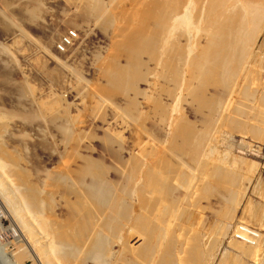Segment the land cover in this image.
Wrapping results in <instances>:
<instances>
[{"label": "rangeland", "instance_id": "obj_1", "mask_svg": "<svg viewBox=\"0 0 264 264\" xmlns=\"http://www.w3.org/2000/svg\"><path fill=\"white\" fill-rule=\"evenodd\" d=\"M102 1L104 14H98L97 17L93 12L89 13L90 9H86L88 0H0V151L4 150L0 152V159L7 165L10 162L16 166L13 169L10 167L11 172L15 170L13 175H24L19 181L21 186L39 187V199L44 206L43 219L51 228V234L55 233L59 225L61 228L66 226L65 229L68 227L67 231L73 229L72 226L79 223L78 219L81 223L86 209H92V217L88 222L93 227L91 229L98 230L95 234L100 232V238L103 237L104 260L101 264H257L255 262L258 259L259 264H264L260 258L251 259L233 245L238 237L237 241L251 244L241 236L244 228L264 237V16L262 24L253 27L252 35L257 33L250 38L248 51L239 62L240 65H235L237 68L230 75V82L215 91L212 88L205 94L207 99L216 95L218 101L216 107L213 105L215 109L205 105L209 107L207 109L187 92L190 81H193L189 80L192 78L191 73H194L192 61L198 55L197 52H204L202 49L214 32L212 21L219 18L224 8L230 7L229 0H177L179 5L186 7L180 8L182 11L172 7L173 4L177 6L176 0ZM214 2L226 3L227 7L223 4L225 7L220 8L219 12H212L218 9L212 7ZM234 2L264 8V0ZM167 5L171 11L183 12L184 16L179 20L180 26L177 23L176 30L171 31V41L167 40L170 35L166 34L168 37L165 36V40L168 42L160 47L161 55L157 61L148 51L142 49V53L139 47L145 45L143 37L146 39L154 32L155 21L158 23L161 20L163 13L160 12ZM142 41L144 45L139 46ZM172 46L185 49L182 50L185 52L184 61L179 64L180 73L184 74L179 76L184 79L178 77L180 84L177 85L173 72L165 70L163 65L166 60L164 55L169 56L164 52L169 54ZM137 47L140 53L135 49ZM132 49L138 51V57L137 52H134L141 65L140 76L134 84L137 90L115 89L116 86L109 84L110 70L133 65L136 58L131 54ZM172 80L175 84L171 83ZM185 123L187 126V123H191L193 129L207 133L203 134L208 149L205 147L203 150L202 163H195L190 154L180 153L174 144L172 146V137L177 134L179 125L182 127ZM89 157L104 165L103 171L106 168V179L101 181L104 180L105 184L117 183L116 188L112 183L109 187L120 189L123 195L119 191L116 195L113 188L114 194L110 188L107 191V186L105 189L99 188L112 193L113 197L110 194L112 198L108 197L114 198L116 202L121 197L118 203L125 206L119 207L116 203L117 208L111 207L113 210H109L115 212L119 216L117 218L114 215V219L109 218L110 212L104 209L108 207L106 204L103 206V202L97 201L99 204L92 205L90 200L94 203L95 198L86 196V193L90 195L94 191L92 187L95 179L93 181L92 177L83 176L79 171L83 172L81 166L85 158ZM205 159V162L209 160V166L205 165ZM170 161L172 163L168 164L181 168L175 167L181 171L170 173L171 176L173 173L177 175L174 176V183L171 182V186H174L170 198L167 197L155 213L153 210L148 213L142 211V199L152 202L153 197L159 198L158 193L152 194L151 187L157 186L153 183L157 184L156 181L162 178L157 177L160 171L164 174L163 178L166 177L160 165ZM218 169H221L219 173L224 177L216 172ZM153 173L158 174L156 176ZM229 174L238 182H230L233 177H228ZM171 176L170 181L173 179ZM222 178L225 181L222 182ZM123 185L126 195L121 191L125 190ZM90 187L92 189L87 190ZM114 195L119 196V199ZM83 198L90 199L91 207H88V200L85 202ZM81 205L85 206V210ZM144 213L151 217L156 229L159 226L157 234L153 232L157 237L151 233L152 237L146 235V239L142 229L137 228L139 225L136 220L146 216ZM231 213L232 220L228 218ZM4 219L0 221V246L14 261H20L19 264H34L29 255L24 259L25 254L19 253L20 247L15 240L17 235L10 229L14 223L9 218ZM140 229L142 234L139 233ZM132 234L142 238L141 246L144 245L143 237L148 243L151 242L152 258H143L141 250L138 251L140 244L139 249L138 246L134 247L136 250L129 247L128 241L133 237ZM200 248L201 251L197 250ZM168 250L172 257L168 256L170 260L163 254L167 256L165 251ZM193 250L196 251L194 254ZM190 253L197 256H190ZM84 263L100 264L93 260Z\"/></svg>", "mask_w": 264, "mask_h": 264}, {"label": "bare ground", "instance_id": "obj_2", "mask_svg": "<svg viewBox=\"0 0 264 264\" xmlns=\"http://www.w3.org/2000/svg\"><path fill=\"white\" fill-rule=\"evenodd\" d=\"M79 1V0H78ZM87 1V0H86ZM123 1V0H122ZM181 1V0H180ZM227 0H225V2H226ZM248 1V0H247ZM83 2V1H82ZM102 0H88V5H86V9H90L89 10V13L91 12H93V14L96 16L97 15V17L99 16L98 14H101V15H103L104 14V10L103 9H105L104 8V6L102 7ZM115 2V1H114ZM176 2H177V0H176ZM229 2H230V7H228V8H224L225 6H223V4L224 5H226V3H223V2H214L213 3V6L212 7H216V9H217V7H218V9L217 10H212V12H215V11H218L219 12V10H221L220 8H224V9H226V10H224L223 9V11L221 12V13H219L220 14V16L218 15V17L219 18H214V21H212L213 23V25H212V31H214L212 34H211V36H210V40L208 41V43H207V41H206V43H207V45H203L204 46V48L202 49V50H204V52H202L201 51V54H199V52H197L198 53V55H196V57L194 58V61H192V64H193V71H194V73L192 72L191 74H192V78H190L189 80H193V81H195L196 82V85H193V83H195V82H193V81H190V83H191V85H190V83H189V88H188V90H187V92L189 91V93H191L192 94V96H193V100H197L196 102L197 103H199L200 105H204V107H212L213 105L215 106L216 104H218V103H216V102H218L217 101V96L216 95H212L211 96V99H207V98H205V97H207V95H205L206 93H208L209 91L208 90H210V89H212L213 88V91H215L214 89H220V87L221 86H226L227 85V82L229 81L230 82V75H232V74H234V72L236 71V69H235V67L237 66V64L239 63V62H241V60L243 59V56H244V54H245V56H246V51H248V49H247V46L249 47V40H250V38H252L253 36H254V34H256V33H254L253 35H252V33H253V31H252V29L254 30V28L253 27H255V25H257L258 23L260 24L261 23V20L263 19V16H264V8L262 9V7L261 6H259V5H254V4H247V5H245V4H242V5H240V3H237V2H234V0H233V2H232V0H229ZM86 3V2H85ZM233 3V4H232ZM76 4H77V2H76ZM81 4V3H80ZM175 4H177V6L175 5L174 6V4L172 5V4H170V5H172V7H178V8H176V9H180V8H184L185 7V5H183L182 6V4L181 5H179L178 4V2L177 3H175ZM229 4V3H228ZM179 5V6H178ZM263 5V4H262ZM166 6V5H165ZM223 6V7H222ZM78 7V6H77ZM82 7V6H81ZM167 7H169V9H170V6H168L167 5ZM166 7V9L163 11V12H160V13H163V15H166V16H164V17H162L161 16V20H159L158 21V23H157V21H155L156 22V28L153 30L154 32H152V33H150L151 35L149 36V37H147L146 39L143 37V39L142 40H145V45H144V41H142L141 42V44L139 45V46H141V45H144V46H142V47H139L141 50L142 49H144V50H146V51H148L149 53H150V55H151V57L153 58V56H154V58L153 59H159V57H160V55L161 54H159L160 53V47L161 46H163V44L164 43H166V42H168L167 40H169V39H171V31L173 32L174 30H176V28H177V23H178V25H179V22L181 21L180 19L181 18H183V16H184V13L183 12H179L178 10V12L177 13H175L174 11H171V9L169 10L168 8ZM226 7H227V5H226ZM186 8V7H185ZM169 10V11H167V12H165L166 10ZM213 9V8H212ZM87 10V11H88ZM173 10V9H172ZM106 11V10H105ZM153 11H155V10H153ZM180 11H182V9H180ZM184 12H185V10H183ZM169 12H171V13H169ZM172 12H174V14L172 13ZM159 13V14H160ZM180 13H182V17H181V14ZM210 13V12H209ZM92 14V15H93ZM149 14V13H148ZM151 14V13H150ZM168 14V15H167ZM211 14V13H210ZM91 15V16H92ZM100 15V16H101ZM207 16V15H206ZM216 16H217V14H216ZM215 16V17H216ZM102 17V16H101ZM109 17V16H108ZM150 18V17H149ZM152 19V18H151ZM186 19V18H185ZM107 20V19H106ZM180 20V21H179ZM213 20V19H212ZM260 21V22H259ZM110 22V21H109ZM210 24V23H209ZM262 24V23H261ZM151 25V24H150ZM180 26V25H179ZM154 28V27H153ZM183 28V27H182ZM256 28V27H255ZM179 29V28H178ZM188 30V29H187ZM190 30V29H189ZM186 31V30H185ZM151 32V31H150ZM144 33V32H143ZM142 33V34H143ZM211 33V32H210ZM166 34H168V35H170L169 37H168V35H166ZM168 37L167 38V40H165L166 39V37ZM183 36V35H182ZM141 37V36H140ZM175 39V38H174ZM173 39V40H174ZM165 40V41H164ZM208 40V39H207ZM169 41H171V40H169ZM138 42V41H137ZM250 42H252V41H250ZM162 44V45H161ZM168 44V43H167ZM249 44V45H248ZM166 45V44H165ZM171 45V44H170ZM169 45V46H170ZM175 46V45H174ZM174 46H172L173 48H171V51H170V53L168 54L167 53V51L166 52H164V54H167V55H169L168 57L166 56V55H164L165 56V63H164V59L162 60L163 61V65L165 64V66L164 67H166V69L165 70H169V71H171V72H173V74H174V76H173V78H176L175 80V82H177L176 83V85L177 84H180L178 81H179V79L181 78V76H183V75H181V73H180V68H179V66H181V65H179L181 62L183 63V59L185 58V52H183L184 50L180 47V46H178V47H180L181 49H179L178 47H174ZM182 46V45H181ZM135 48V49H138V51L140 50L139 48ZM167 47H168V45H167ZM183 47V46H182ZM199 47H200V45H199ZM202 47V46H201ZM170 48V47H169ZM201 49V48H200ZM133 50V53L131 52V54H134L135 56H134V58H136V54H135V52L134 51H136V50H134V49H132ZM144 50H142V53H143V51ZM170 50V49H169ZM183 50V51H182ZM138 51H136L137 52V57L139 56L138 54L140 53V51H139V53H138ZM145 51V52H146ZM161 51H163V50H161ZM147 53V52H146ZM161 53H163V52H161ZM189 53V52H188ZM196 54V53H195ZM133 56V55H132ZM156 56V57H155ZM163 56V55H162ZM150 57V56H149ZM167 57V58H166ZM192 57V56H191ZM188 58V57H187ZM191 60V59H190ZM132 61H134V60H132ZM136 62H134V64L133 65H130L129 64V67L128 66H125V68H118V69H113V70H110L111 72V74H109L108 75V77H110L111 78V81L109 82V84L110 83H112L113 85H111V86H113V87H115V89H118L119 90V88H120V90H121V88L123 89V90H126V88H132V89H134L135 88V83H137V78H139V76H140V74H139V71H140V67H141V65L139 64V58L137 59L136 58V60H135ZM158 61V60H157ZM156 61V62H157ZM244 61V60H243ZM161 62V61H160ZM133 63V62H132ZM186 63V62H185ZM140 65V66H139ZM157 65V64H156ZM161 65V64H160ZM163 65H162V67H163ZM236 65V66H235ZM240 65V63L238 64V66ZM187 66V65H186ZM237 66V67H238ZM236 67V68H237ZM112 69V68H111ZM191 69V68H190ZM183 70V69H182ZM185 70V69H184ZM171 72H169V73H171ZM142 73V72H141ZM183 73V72H182ZM172 74V75H173ZM111 75V76H110ZM169 75V74H168ZM172 75L170 76V77H172ZM179 75H181V76H179ZM142 77V76H141ZM178 77H180L179 79H178ZM234 78V77H233ZM232 78V79H233ZM141 79V78H140ZM181 79H184L183 77L181 78ZM229 79V80H228ZM161 80V79H160ZM178 80V81H177ZM139 81V80H138ZM185 81V80H184ZM183 81V82H184ZM175 82H173V80H172V82L171 83H174L175 84ZM181 82V81H180ZM181 85H183V84H181ZM180 86V85H179ZM179 86H177V88H179ZM188 86V85H187ZM222 87V88H223ZM125 88V89H124ZM177 88H175V89H177ZM183 88H185V87H183ZM187 88V87H186ZM226 88V87H225ZM132 89L130 90V91H132ZM224 89V88H223ZM122 90V91H123ZM129 90V89H128ZM134 90H137V89H134ZM180 90V89H179ZM127 91V90H126ZM126 91H125V93H126ZM172 91H173V89H172ZM177 91V90H176ZM208 91V92H207ZM140 92V91H139ZM185 92V91H184ZM134 93V92H133ZM174 94V93H173ZM184 94V93H183ZM191 94H189V95H191ZM214 94H216V93H214ZM137 95V94H136ZM188 96V95H187ZM214 96H216V97H214ZM213 97V98H212ZM220 97V96H219ZM219 100V99H218ZM134 101V100H133ZM223 101V100H222ZM224 102V101H223ZM134 104H136L135 102H133ZM216 103V104H215ZM222 103V102H221ZM198 104V105H199ZM131 105L133 106V104L131 103ZM160 105V107L162 106L161 104H159ZM158 104H157V106H159ZM199 105V106H200ZM205 105H208V106H205ZM222 105V104H221ZM136 106V105H135ZM213 106V107H214ZM217 106V105H216ZM215 106V107H216ZM103 107V106H102ZM134 107V106H133ZM160 107H158V109L160 108ZM163 107V106H162ZM204 107L202 108V109H204ZM209 107L207 108V109H209ZM215 107H214V109H215ZM132 109V108H131ZM199 109V108H198ZM161 110H162V108H161ZM163 110H164V108H163ZM162 110V111H163ZM136 111H137V109H136ZM158 111H160V110H158ZM212 111V110H211ZM215 111V110H214ZM130 112H132V111H130ZM244 112V111H243ZM163 113V112H162ZM162 113H161V115H162ZM213 113V112H212ZM157 114V113H156ZM261 114V113H260ZM165 115V114H164ZM164 117V116H163ZM166 121H167V119H165ZM1 121V120H0ZM164 121V120H163ZM176 121V120H175ZM184 121V120H183ZM206 122H208V121H206ZM209 124H210V122H208ZM212 123V122H211ZM189 126H187L186 125V123L185 124H183V126L181 127L180 125H179V127L180 128H182V129H179V127H178V132H177V134H175V136H173L172 137V140H174L173 142H172V146H173V144H174V146H175V148L177 149L176 151H179L180 153H186V154H190L189 156L191 157V160H193L195 163H197V164H199V163H202V159L201 158H203L204 157V155H203V153L205 152V151H203L204 150V148L206 147L205 146V140H206V137L204 136V135H206L205 133H203L202 131H200L201 133H202V135H200V132L198 131V130H196L195 128L193 129V125H191L190 126V124L189 123H187ZM209 124H208V126H209ZM2 125V124H1ZM4 125V124H3ZM182 125V124H181ZM184 125H186L185 126V128H183L184 127ZM213 125V124H212ZM211 125V126H212ZM205 126H206V124H205ZM3 127V126H2ZM210 128V127H209ZM208 128V129H209ZM1 130V129H0ZM198 132H196V131ZM212 130V129H211ZM209 131V130H208ZM175 132V133H176ZM204 134V135H203ZM174 135V134H173ZM209 137V136H208ZM174 138V139H173ZM210 139V138H209ZM209 141V140H208ZM208 143V142H207ZM212 145V144H211ZM210 146V145H209ZM173 148V147H172ZM206 149H208L207 147H206ZM217 149V148H216ZM173 151H175V150H173ZM203 151V152H202ZM207 151V150H206ZM209 151V150H208ZM1 153H3L4 152V150H3V152H2V150L0 151ZM6 152V151H5ZM217 153V152H216ZM179 154V153H178ZM185 154V155H186ZM207 154V153H206ZM6 155V154H5ZM8 155V154H7ZM6 155V156H7ZM9 155H11V154H9ZM183 155V154H182ZM13 156V155H12ZM2 157V156H1ZM0 157V158H1ZM8 157V156H7ZM10 157V156H9ZM15 157V156H14ZM183 157V156H182ZM210 157V156H209ZM208 157V158H209ZM88 158V157H87ZM90 158V157H89ZM17 159H19V158H17ZM92 158H90V159H86L85 158V160H84V163H83V167L81 166V168H83L81 171H83V172H80L79 171V173L81 174V173H83V176L85 175V176H90V177H92V180L93 179H95V185L92 183V185H94L92 188H93V190L94 191H92V192H90V195H88L89 194V192L88 191H86V192H88V193H86L87 195L86 196H89V197H91L90 199H92V196L96 199H94V203H93V200L91 201L90 199V202L92 203V205L93 204H97L98 202L97 201H100V202H103L104 204H103V206L106 204L108 207H104V209H106V210H110V211H112L113 210V208H117V204L116 203H118L119 201H120V199H121V197H120V199H119V196H116L117 194H118V191L120 190H116V189H114V188H116L117 186H116V184L115 185H113V183H112V185L114 186V190H116V195H114V196H116V197H118V199H119V201L118 202H116L115 200H114V198L113 199H111L113 196V194H114V190L112 191V188L111 187H109V185L111 184H107V182H106V184H105V176H107V174H106V168H105V171H103V168H104V165L102 166V165H100L101 163L100 162H98L97 163V161H94L93 159L91 160ZM178 158H176V160H177ZM207 159V158H206ZM206 159L204 160V162L206 161ZM3 159H0V221H1V219H4V218H6V219H10V220H12V223H14V226H13V224H12V227L14 228H10V229H12V232H14L15 233V235H17V239H15L16 240V243L17 244H19V247H20V252L19 253H22V255H24L25 254V256H24V259L27 257L26 255H29V257H30V259L34 262V264H85L84 262L86 261V260H93V261H95V262H97V263H100L101 264V262L104 260V250H103V248H104V246H103V242H102V239L101 238H103L102 236H101V238H100V235H99V233H97V234H95L98 230H96L95 231V229L96 228H94V230L93 229H91V228H93V227H90L91 225V223L89 224V222H88V220L89 219H91V213H92V209L91 208H88V209H86V212L84 211L85 210V206L83 207L82 205V207L84 208V216H83V214H82V221H81V223H80V220L78 219L77 221H79V223L77 224V226H72V227H74L73 229L71 228H69V230L67 231L66 229H68V227L65 229V227L66 226H64V227H62V228H64V229H62L61 227H60V225H59V227L57 226L56 228V230H55V233H53V234H51L52 232H51V228H49V225H48V223L45 221V219H43V216L44 215H42V213H43V209H42V204H43V201H40V195H41V191H40V189H39V187H37V188H33V187H28V186H21L20 185V183H19V181L21 180V178L22 177H24V175L23 174H18V175H13L12 174V172L13 171H15V170H12V172L10 171V167H12V169L14 168V167H16L15 165L13 166L12 164H10V162H8L9 164L7 165L6 163H4V160L2 161ZM9 160V159H8ZM133 161V160H132ZM13 162V160L11 161V163ZM17 162V161H16ZM82 162H83V158H82ZM81 162V163H82ZM160 162H161V160H160ZM180 162V161H179ZM179 162H177L178 164H180ZM191 162V161H190ZM227 162V161H226ZM137 163V162H136ZM168 163H172L171 161L170 162H165L163 165L161 164L160 166H162L160 169L161 170H163L164 171V173H165V176L166 177H164L163 178V175L164 174H162L161 173V171L159 172V175L160 176H157V174L155 173H153V175H156L157 177H159L158 179H160L161 177V179H163V180H161L160 179V181L158 182V180L156 181L157 182V184L156 183H153V184H155V185H157V186H154L153 184H151V192H152V194H157L158 193V196H159V198H156V197H153L154 198V200L152 201V202H147L145 199H142V208H143V210L142 211H144V212H149V211H152L153 210V212L155 213V210H159V208H160V206L162 205V203H163V201L164 200H166L167 199V197H169L170 195H171V193H172V186H174V185H172L171 186V184L172 183H174V176H177V175H175V173H173V179H171L172 181H170L169 180V175L171 176V174L170 173H172L173 171H175V170H177L176 168H180V167H178L179 165H177V167L175 168V167H173L174 166V164H172V165H170V164H168ZM176 163V164H177ZM237 163V162H236ZM183 164V163H182ZM209 164H210V162H209V160H208V162H205V165H207V166H209ZM6 165V166H5ZM17 165V164H16ZM82 165V164H81ZM125 165V164H124ZM131 165V164H130ZM136 165V164H135ZM181 165V164H180ZM229 165V164H228ZM232 165H235V163L233 164L232 163ZM18 166H19V164H18ZM127 166V165H126ZM134 166V165H133ZM138 166V165H137ZM183 166V165H182ZM8 167H9V170H8ZM107 167V166H106ZM122 167V166H121ZM141 167V166H140ZM151 167V166H150ZM201 167V166H200ZM225 167V166H224ZM232 167V166H231ZM230 167V168H231ZM138 167H136L135 169H137ZM147 168V167H146ZM159 168V167H158ZM175 168V169H174ZM183 168H185V167H183ZM187 168V167H186ZM191 168V167H190ZM197 168H198V166H197ZM212 168H213V166H212ZM211 168V169H212ZM216 168V167H215ZM229 168V169H230ZM16 169V168H15ZM108 169V168H107ZM110 169V168H109ZM134 169V168H133ZM153 169V168H152ZM152 169H151V171H152ZM181 169V168H180ZM225 169V168H224ZM233 169V168H232ZM79 170H80V168H79ZM130 170V169H129ZM145 170V169H144ZM147 170V169H146ZM155 170V169H154ZM156 170H157V168H156ZM187 170H189V168L187 169ZM219 170L221 171V169H218L216 172H218V174H220L221 175V172L219 173ZM231 170V169H230ZM177 171H179V170H177ZM176 171V172H177ZM181 171V170H180ZM179 171V172H180ZM207 171V170H206ZM223 172H225L224 170H222ZM232 171V170H231ZM104 172H105V174H104ZM122 172V171H121ZM125 172V171H124ZM140 172V171H139ZM154 172V171H153ZM222 172V173H223ZM228 172V171H227ZM151 173V172H150ZM79 174V175H80ZM104 174V178L102 177L101 178V175H103ZM127 174V173H126ZM130 174V173H129ZM161 174H162V176H161ZM179 174V173H178ZM217 174V175H218ZM151 175V174H150ZM209 175V174H208ZM225 175H226V173H225ZM232 175V174H231ZM230 174H229V176L228 177H230L231 176ZM126 176H128V174L126 175ZM125 176V177H126ZM132 176V175H131ZM171 176V177H172ZM215 176V175H214ZM219 176V175H218ZM222 176V175H221ZM220 176V177H221ZM81 177V176H80ZM180 177V176H179ZM189 177V176H188ZM219 177V178H220ZM222 177H224V175L222 176ZM231 177H233L232 179H234L235 177L232 175ZM238 177V176H237ZM82 178V177H81ZM101 178V179H100ZM151 178H152V176H151ZM150 178V179H151ZM102 179H104L103 180V182L101 181ZM126 179V178H125ZM128 179V178H127ZM149 179V180H150ZM182 179V178H181ZM227 179H229V178H227ZM232 179H230L229 181L230 182H234V181H236L235 179L232 181ZM84 180V179H83ZM131 180V179H130ZM152 180V179H151ZM149 181V182H152V181ZM156 180V179H155ZM155 180H153L154 182H155ZM177 180V179H176ZM192 180V179H191ZM94 181V180H93ZM129 181V180H128ZM135 181V180H134ZM223 181H225V179H223L222 178V182ZM228 181V180H227ZM127 182V181H126ZM147 182V181H146ZM172 182V183H171ZM178 182V181H177ZM194 182V181H193ZM200 182V181H199ZM221 182V181H220ZM236 182H238V181H236ZM84 183V182H83ZM109 183V182H108ZM189 183V182H188ZM195 183V182H194ZM101 184V185H100ZM104 184V185H103ZM122 184V183H121ZM129 184V183H128ZM128 184L126 185V186H128ZM146 184V183H145ZM144 184V185H145ZM183 184V183H182ZM181 184V185H182ZM91 185V184H90ZM112 185H110V186H112ZM202 185V184H201ZM232 185V184H231ZM235 185V184H234ZM238 185H239V183H238ZM83 186V185H82ZM89 186V185H88ZM100 186V187H99ZM105 186H107V187H105ZM116 186V187H115ZM124 186V185H123ZM123 186H121L122 188H123ZM200 186V185H199ZM85 187V186H84ZM88 188L87 190H89V189H92V188ZM107 188V191H109L108 189L110 188V190H111V192H113V194L112 193H110V192H107L106 190H104L103 191V189H99V188ZM125 187V186H124ZM133 187V186H132ZM182 187V186H181ZM186 187V186H185ZM196 187V186H195ZM104 188V189H105ZM135 188V187H134ZM156 188H157V190H156ZM204 188V187H203ZM123 189H125L124 191L123 190H121L125 195H126V193H125V191H126V187L125 188H123ZM193 189V188H192ZM77 190V189H76ZM75 190V191H76ZM128 190V189H127ZM79 191V190H78ZM103 191V192H102ZM84 192H85V190H84ZM120 192V191H119ZM127 192V191H126ZM132 193V191H129V193ZM139 192H140V190H139ZM82 193V192H81ZM92 193V194H91ZM101 193H103V194H101ZM105 193H107V194H105ZM121 193V192H120ZM77 194H79V193H77ZM112 196H110V195ZM81 195V194H80ZM85 195V193H83V196ZM103 197H102V196ZM108 195H109V197H111V198H109L108 197ZM139 195V194H138ZM173 195V194H172ZM82 196V195H81ZM108 197V198H106V197ZM121 196L123 197V195H122V193H121ZM133 196V195H132ZM85 197V196H84ZM126 197V196H125ZM144 197V196H143ZM161 197V198H160ZM86 198V197H85ZM106 198V199H105ZM146 198V197H145ZM170 198V197H169ZM190 198V197H189ZM84 199V198H83ZM107 199H109V200H107ZM85 200V199H84ZM86 200H88V199H86ZM86 200H85V202H86ZM89 200L87 201V202H89ZM122 200H123V198H122ZM121 200V201H122ZM169 200V199H168ZM174 200V199H173ZM189 200V199H188ZM234 200V199H233ZM49 201V200H48ZM96 201V202H95ZM178 201H179V203H181V201H180V199H178ZM178 201H177V204H178ZM45 202V201H44ZM89 202V206L88 207H91V203ZM122 202H124V201H122ZM121 202V203H122ZM82 203H84V202H81V204ZM120 203V202H119ZM118 203V206L120 205ZM87 204V203H86ZM99 204V203H98ZM141 204V203H140ZM170 204V203H169ZM176 204V203H175ZM84 205H85V203H84ZM105 205V206H106ZM190 205H191V203H190ZM87 206V205H86ZM100 206V205H99ZM101 206H102V203H101ZM125 206V205H124ZM123 206V203H122V205H120L119 207H124ZM175 206H177V205H175ZM174 206V207H175ZM44 207V206H43ZM93 208H94V206H92ZM111 207H113V208H111ZM118 207V208H119ZM171 207V206H170ZM115 208V209H116ZM164 208V207H163ZM178 208H179V206H178ZM188 208V207H187ZM97 209V208H96ZM103 209V208H102ZM172 209V208H171ZM175 209V208H174ZM177 209V208H176ZM186 209V208H185ZM185 209H183V210H185ZM105 210V211H106ZM118 210V209H117ZM157 210V211H158ZM107 211V212H108ZM109 211V212H110ZM116 211V210H115ZM161 211H162V209H161ZM161 211H159V212H161ZM164 211V210H163ZM104 212V211H103ZM117 212V211H116ZM118 212H119V210H118ZM116 213V214H119V213ZM231 212V211H230ZM100 213V212H99ZM106 213V212H105ZM114 213V214H113ZM110 212V219L111 218H113L114 216V218H117V217H119L118 215L116 216L115 215V212ZM152 213V212H151ZM154 213H153V215H154ZM158 213V212H157ZM144 214H146V213H144ZM150 214V213H149ZM171 214V213H170ZM175 214V213H174ZM182 214V213H181ZM230 214V213H229ZM89 215H90V217H89ZM106 215H109V214H107L106 213ZM114 215V216H113ZM159 215H160V213H159ZM167 215V214H166ZM226 215H228V214H226ZM80 216V215H79ZM95 216V215H94ZM112 216V217H111ZM120 216H121V214H120ZM140 216H142L141 214H140ZM168 216V215H167ZM77 217V216H76ZM89 217V218H88ZM191 217V216H190ZM232 217H233V215H232V213H231V215H229L228 216V218H230L231 220H232ZM234 217H235V215H234ZM94 218V217H93ZM100 218V217H99ZM108 218V219H109ZM113 218V219H114ZM150 218L151 217H147V214H146V216H142V217H140V218H137L138 219V221L136 220V222H138V223H136V224H138L139 226H137V228L138 227H140L141 229H142V231H143V236H144V234H145V238L147 239V236H149L150 235V238L152 237L151 236V233L153 234V235H155V234H157V231H159L158 230V228H159V226H158V228L156 229V227H155V225H154V223H152V221L150 220ZM153 218V217H152ZM226 218H227V216H226ZM8 219V220H9ZM108 220L109 222L111 221V220ZM112 219V220H113ZM157 219V218H156ZM5 220V219H4ZM153 220V219H152ZM77 221H76V223H77ZM95 221V220H94ZM181 221V220H180ZM91 222H92V220H91ZM99 222V221H98ZM155 222V221H154ZM159 222V221H158ZM76 223H75V225H76ZM100 223V222H99ZM98 223V224H99ZM108 223V222H107ZM176 223V222H175ZM73 224V223H72ZM97 224V223H96ZM191 224V223H190ZM240 224V223H239ZM0 225H1V223H0ZM15 225H16V227H18L17 229L19 230V234L17 233L18 232V230H16L15 229ZM70 225V224H69ZM92 225H94L93 224V222H92ZM100 225V224H99ZM157 225V224H156ZM171 225V224H170ZM241 225V224H240ZM4 226V225H3ZM61 226H63V225H61ZM95 227V226H94ZM97 227V229H99L98 228V226H96ZM242 227V226H241ZM241 227H239V228H241ZM260 227V226H259ZM6 228V227H5ZM80 228V229H79ZM170 228V227H169ZM141 229L139 230V233L140 234H142V232H140L141 231ZM189 229V228H188ZM196 229V228H195ZM249 229V228H248ZM248 229H246V228H244V229H242V231H241V236H243L245 239L247 238V240H248V242L250 241L251 242V244H246L245 245V243H243V242H240V241H237L238 240V238H236V240H234V243H233V245H234V248H238V250H240V252L242 251L246 256H249L251 259H257V258H260L261 260H262V262L264 261V237H262V234L260 235V233L259 234H257V233H255L254 231H250V230H248ZM49 230H50V232H49ZM93 230V231H92ZM186 230V229H185ZM185 230H184V232H185ZM239 230H241V229H239ZM239 230H237V231H239ZM9 231V230H8ZM167 231V230H166ZM165 231V232H166ZM173 231V230H172ZM10 232V231H9ZM155 234H154V233ZM161 232V231H160ZM198 232H199V230H198ZM162 233V232H161ZM161 233H160V235H161ZM172 233V232H171ZM190 233V232H189ZM237 233V232H236ZM239 234H240V232H238ZM237 233V234H238ZM102 234V233H101ZM159 234V233H158ZM177 234V233H176ZM184 234V233H183ZM133 235V234H132ZM147 235V236H146ZM163 235V234H162ZM161 235V236H162ZM167 235V234H166ZM165 235V236H166ZM174 235V234H173ZM172 235V236H173ZM178 235V234H177ZM198 235V234H197ZM200 235V234H199ZM234 235V234H233ZM137 236H139V235H137ZM137 236H134L133 235V237H136L137 239L135 240V239H128V240H126V242L128 241V244H129V247H137L139 244H140V246H141V244H142V238H140V237H137ZM156 237H157V235H155ZM164 236V235H163ZM162 236V237H163ZM186 236V235H185ZM131 237V236H130ZM143 237V246H141L140 247V249H139V246L137 247L139 250V252H140V250H141V254L143 255V258L144 259H148V258H152L151 257V242L150 243H148V241L146 240L145 241V238ZM174 237V236H173ZM177 237V236H176ZM105 238V237H104ZM165 238V237H164ZM171 238V237H170ZM185 238V237H184ZM188 238V237H187ZM201 238V237H200ZM165 239H167V238H165ZM181 239V238H180ZM196 239V241H197V239H198V237L197 238H195ZM245 239H244V242H245ZM104 240V239H103ZM152 240V239H151ZM162 240V239H161ZM164 240V239H163ZM172 240H173V238H172ZM182 240V239H181ZM18 241V242H17ZM155 241V240H154ZM158 241V240H157ZM171 241V240H170ZM170 241H169V243H170ZM194 241V240H193ZM105 242V241H104ZM145 242V243H144ZM176 242V241H175ZM168 243V244H169ZM172 243H173V241H172ZM230 243V242H229ZM154 244V243H153ZM152 244V245H153ZM168 244H166L167 246H168ZM194 244V243H193ZM146 245V246H145ZM192 245V244H191ZM197 246L199 245L198 243L196 244ZM212 245V244H211ZM231 245V244H230ZM3 246H5V245H3ZM7 246V245H6ZM126 246V245H125ZM160 246V245H159ZM172 246H174V245H172ZM172 246H170V249H171V247ZM185 246V245H184ZM166 247V246H165ZM169 247V246H168ZM179 247V246H178ZM195 247V246H194ZM2 249H3V251H4V247H1ZM132 248V249H133ZM155 248H156V246H155ZM190 248V247H189ZM135 249V248H134ZM153 249V248H152ZM184 249V248H183ZM187 249V248H186ZM195 250H196V247L194 248ZM212 249V248H211ZM136 250V249H135ZM165 250V249H164ZM180 250V249H179ZM187 250H189V249H187ZM195 250H193V254L196 252ZM197 250H199V251H201V248L200 249H197ZM235 250H237V249H235ZM132 251V250H131ZM153 251V250H152ZM171 251H172V249H171ZM5 252V251H4ZM138 252V253H139ZM155 252V251H154ZM153 252V253H154ZM157 252H158V249H157ZM165 252H167V256L165 255L166 253H163L164 254V256H165V258H168V256H170L169 258H171L172 259V257H171V254H170V252H169V250L168 251H165ZM173 252V251H172ZM188 252V251H187ZM186 252V253H187ZM170 255H169V254ZM198 253V252H197ZM209 253V252H208ZM5 254H6V256H7V258H8V260H10V263L11 264H19V262H18V260L17 259H15V261L9 256V254L8 253H6L5 252ZM149 254H150V256H149ZM162 254V255H163ZM180 254V253H179ZM192 253H190L189 255L191 256V255H193ZM242 254V253H241ZM243 254V255H244ZM174 255V254H173ZM186 255V254H185ZM198 255H199V253H198ZM204 255V254H203ZM21 256V255H20ZM153 256V255H152ZM187 256H188V254H187ZM193 256H197V254H195V255H193ZM161 257H163V256H161ZM200 257V256H199ZM198 257V259H200ZM249 257H247V258H249ZM253 257V258H252ZM167 259V260H170V259ZM186 258V257H185ZM12 259V260H11ZM28 259V258H27ZM175 259V258H174ZM173 259V260H174ZM188 259V258H187ZM191 259V258H190ZM20 260H22V258H20ZM150 260V259H149ZM154 260V259H153ZM163 260H165V259H163ZM192 260H194L193 258H192ZM241 260V259H240ZM259 260V259H258ZM256 261L255 263H257V264H259L258 262L259 261ZM25 261V260H24ZM161 261V260H160ZM198 261V260H197ZM252 261V260H251ZM150 262H152L153 263V261H150ZM163 262V261H162ZM172 262V261H171ZM195 262V261H194ZM199 262H202V261H199ZM21 263H22V261H21ZM103 263V262H102ZM161 263V262H160ZM166 263V262H165ZM187 263V262H186ZM261 263V262H260ZM154 264V263H153ZM172 264V263H171ZM196 264H197V262H196ZM262 264V263H261Z\"/></svg>", "mask_w": 264, "mask_h": 264}, {"label": "water", "instance_id": "obj_3", "mask_svg": "<svg viewBox=\"0 0 264 264\" xmlns=\"http://www.w3.org/2000/svg\"><path fill=\"white\" fill-rule=\"evenodd\" d=\"M0 264H10L5 252L0 246Z\"/></svg>", "mask_w": 264, "mask_h": 264}]
</instances>
